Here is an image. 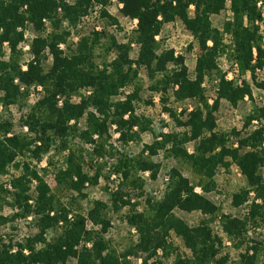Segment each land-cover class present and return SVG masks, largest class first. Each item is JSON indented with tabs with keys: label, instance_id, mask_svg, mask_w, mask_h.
<instances>
[{
	"label": "trees",
	"instance_id": "trees-1",
	"mask_svg": "<svg viewBox=\"0 0 264 264\" xmlns=\"http://www.w3.org/2000/svg\"><path fill=\"white\" fill-rule=\"evenodd\" d=\"M109 2L110 0H76L71 4L66 0H0V107L4 112L11 107L23 110L31 89L43 88V98L30 114L21 118L25 122L21 127H28L42 141L41 147L31 151L37 161L49 151L50 133L64 136L74 134L75 137L79 134L86 143L95 146L92 152L84 149L70 151L68 169L57 178V189L73 191L78 200H83L88 199L84 193L86 184L96 186L101 176L99 167L93 176L84 172L85 157L93 159L109 153L102 138L106 131V120L111 118L117 125L120 133L117 142L124 145L140 139L139 133L133 131L134 128H138L139 132L150 129L151 120L135 113V104L141 101L139 94L142 90L141 84L136 85L135 80L142 68L147 71L150 80L155 82L151 90L160 93L162 101H168L170 90L177 102L195 101L196 107L192 111H182L180 115L173 109H164L175 124L183 129L182 132H161V140L144 146L139 155L121 154L118 157L114 172L122 177V188L127 192H118L111 197V202L117 211L130 207V215L126 218L130 226L136 229L139 240L135 249L132 248L128 254H146L145 264L148 259H155V264H161L157 260L159 250L166 258L173 256L172 264H230L229 254L223 253V239L214 232L211 224L219 218L222 231L228 239L237 241L238 248L242 247L246 245V236L253 226L257 228L264 223V206L252 203L244 220L231 218L221 214L219 207L195 189L199 187L205 193L214 191L218 172L235 165L246 177L248 188L235 194L232 204L235 207L242 206L250 191H255L259 198L264 196V179L261 173L264 166V126L236 141L229 140L226 134L216 132L217 123L213 113L217 111L219 101L224 100L236 106L246 96H251V87L245 82L236 86L234 81H228L222 76L218 84V98L210 106L202 82L219 68L218 60L225 52L222 43L224 34H230L233 38L231 43L235 45L241 70L250 71L255 82L256 70L264 68L263 36L261 37L259 27L255 25L261 19L257 4H264V0H231L233 19L225 24L223 32L213 27L211 17L224 10L227 0H119L122 15L138 22L134 36L128 43L138 44V59L134 63L128 61L126 51L130 49L129 45L113 42L106 48V52L109 54L115 49L117 58L104 61L100 68L95 52L103 37L101 33L94 32L92 37L83 38L75 49L67 45V39L71 30L95 7H101L103 19L117 23L107 11ZM177 20L192 33L201 50L194 80L186 73L185 58L176 56L173 49H162L160 40L157 39L165 24ZM46 21L49 22V27ZM28 26L47 32L45 36L33 39L30 44L32 58L26 63L22 44L25 42ZM62 45H66L65 50L61 48ZM49 58L52 63L47 65L45 62ZM169 64H172V68H169ZM127 65L128 69H125ZM21 85L25 88L22 89ZM130 85L134 86L133 91L125 99L113 100L121 89ZM87 86L92 88L91 95L80 96L79 103L69 102L74 95L79 94L80 88ZM256 86L264 89V82L256 83ZM58 97H65L63 107L58 106ZM89 108L97 109L104 117V122L98 121L96 115L91 113L89 129L81 131L78 129L80 120ZM261 114L264 118V109ZM185 115L186 120L183 119ZM125 116L128 118L125 119ZM3 117L5 114L0 115V199L7 194L3 176L9 172L19 155L27 156L32 144L14 133L12 121L3 120ZM71 121L74 122L73 125H69ZM251 121L249 119L246 126ZM161 124L163 127L167 126L164 121ZM94 135H99L97 141L94 140ZM192 142L195 146L190 154L186 145ZM235 144L237 147H234ZM147 151L150 154L164 151L169 158L186 162L198 181L192 184L179 169L172 167L167 193L161 201L154 200L153 203L152 197H148L150 210L145 214L139 213L132 203L130 187L139 188L134 178L136 172L159 168V165L151 163L145 157ZM15 165L21 174L12 180V186L16 192L15 204L22 210L16 216L25 217L32 212L40 215L37 220L40 233L24 244H18L15 253H10L6 245L0 247V264H68L70 258H77L78 264H129L126 256L121 259L115 250L110 249L103 236L95 235L94 231H85L87 219L94 224H101L104 232L108 230L107 204L92 202L86 219L77 215L70 223L67 219L68 211L59 206L55 196L49 195V188L39 173L32 170L27 162ZM33 181H38L39 193L35 211L29 205L31 199L27 194L29 184ZM78 200L73 199L72 203H78ZM176 211L201 212L207 219L191 227L176 215ZM51 213L54 214L51 216ZM7 221L0 217V225ZM60 222L66 224L63 233L52 243L36 249V244L44 241L47 230ZM172 234L181 238L186 251L184 255L179 253ZM82 239H85V243L92 242V248L77 250ZM260 252L264 253L262 243L253 242L252 247L240 255L239 264H256Z\"/></svg>",
	"mask_w": 264,
	"mask_h": 264
},
{
	"label": "rangeland",
	"instance_id": "rangeland-1",
	"mask_svg": "<svg viewBox=\"0 0 264 264\" xmlns=\"http://www.w3.org/2000/svg\"><path fill=\"white\" fill-rule=\"evenodd\" d=\"M73 4L76 0H66ZM101 7H95L85 15L80 22L71 30V34L67 39V45L72 49H75L79 42L86 37H92L94 32L101 33L103 35L100 45L96 48L95 58L100 68L103 67L104 61H111L117 58V51L113 49L109 54L106 52V48L110 47L113 42L118 45H129L130 39L134 36V31L137 28V21L127 18L122 15V5L119 0H110L107 7V11L111 18L115 19L117 23H114L110 19H103L100 14ZM193 12V7H191ZM257 12L260 13L261 19H258L255 23L259 27V34L263 36L264 43V4L258 2ZM233 13L231 11V0H227L224 10L219 15L211 17L212 25L214 28L223 32L226 23L232 21ZM245 24L247 21L245 20ZM47 27L49 22L46 21ZM47 31L36 29L34 26H28L25 32V42L22 44L24 51V58L26 63L31 60L30 44L33 39L46 35ZM160 40L162 49H173L176 56H183L185 58V69L188 77L192 80L196 78V63L197 59L201 55L199 43L196 38L188 31L184 25L179 21L165 24L163 26L162 34L157 38ZM222 43L225 52L218 60V70L209 76H206L202 82V88L204 94L207 97V101L212 106L218 98V84L221 77L228 81H234L236 86H241L244 82L251 87V96H246L244 100L238 102L236 106L231 105L227 101L220 100L218 109L214 112V117L217 123L216 132L226 134L229 140L236 141L248 137L250 134L259 130L264 126V118L262 117L261 110L264 109V89L256 86V83L264 82V68L257 69L255 73V82L253 74L250 71H242L240 64L237 60L235 53V45L232 44L233 38L230 34H224ZM211 45V43H210ZM62 49H66V45L61 46ZM129 50L126 51L127 60L134 63L138 59L139 46L133 42L129 45ZM254 56L256 51L254 50ZM47 65L52 63L49 58ZM125 66V69H128ZM135 67V65H133ZM169 68H172V64H169ZM26 67L24 68V70ZM141 84L142 90L139 94L141 101L135 104V113L138 116H145L151 120L150 129L145 132H139L138 128H134L133 131L139 133L140 139L129 145H124L117 142L120 133L117 130V125L109 118L106 120V131L103 133V140L105 149L111 153V155L105 154L103 156H95L93 159L85 157L84 159V172L93 176L95 171L99 167L101 169V176L96 186H89L86 184L84 193L87 194L88 199L78 200L77 194L73 191L57 189V178L62 172L68 169V156L70 151L75 149H84L85 151L92 152L94 149L93 144L86 143L81 139L80 135L74 136L69 134L67 136L61 134L50 133V146L49 151L43 155L40 161H37L32 156L31 151H34L36 147L42 146V141L36 136L34 132L29 130L28 127H21L22 117H26L31 113V110L35 107L37 102L43 98L44 90L42 87H38L37 90L31 89V93L28 97L27 104L23 110L18 107H11L10 110L4 112L0 107V115L5 114L3 120L9 119L13 123L14 133L24 137L27 141H31L30 152L27 156L19 155L9 168V172L3 176L4 189L7 194L3 195L0 199V217L7 219L8 221L0 225V247L6 245L10 249V253L17 251L18 244H24L26 241L36 237L40 230L38 228L37 220L41 217L34 212L25 217H17L21 213V209L15 204L14 194L16 193L12 180L20 176V172L15 168V164H23L27 162L32 170H36L45 184L48 186L49 195H53L58 199L59 206L68 211L67 219L72 223L77 215H82L84 218L91 207L92 202L101 201L107 204V218L109 220V228L106 232L103 231L101 224H94L91 220H86L85 231H94L95 235L103 236L109 243L108 246L111 250H115L120 256L124 258L129 264H145L146 254L138 252L137 255L128 254V251L135 249V245L138 243V233L135 228L131 227L127 221V216L130 215V207L116 210L111 202V197L115 196L118 192H127L123 190L122 177L114 172V165L117 163L118 157L121 154H127L129 156L139 155L144 146L152 145L155 141L161 140V132L165 134L180 133L183 131L179 128L170 116L164 111L167 107L173 109L177 115H180L182 111L190 112L196 107V102L193 100H185L177 102L175 101L173 91L170 90L168 95V101H162V95L151 90V87L155 82L150 80L147 71L142 68L140 70L138 78L135 80V84ZM20 84V81H17ZM22 89L25 88L21 85ZM134 86L130 85L120 90L119 95L113 99L114 101L125 99V97L133 91ZM92 93V88L83 87L80 88L79 94H76L69 100L70 103H79L80 96H89ZM65 97H58V106L63 107ZM94 114L97 120L104 122V117L98 113L97 109L89 108L84 117L80 120L78 129L83 131L89 129L90 114ZM128 116H125L127 119ZM186 120V115L183 117ZM249 119L252 121L246 126ZM164 121L167 126H162ZM73 121L69 125H73ZM105 128V127H103ZM233 132H236L234 134ZM239 134V135H237ZM37 137V139H36ZM94 140L99 139V135L93 136ZM236 143V142H235ZM195 144L189 143L186 145L187 151L192 154ZM237 147V144L234 145ZM116 155V156H115ZM145 157L151 162L159 165L156 170L139 171L134 174L139 188L134 189L130 187V193L132 194V203L136 205V210L139 213H148L149 204L148 197H152V202L161 201L167 193V183L169 179V172L172 167H176L182 173V175L195 184L198 181L197 176L193 173L190 166L186 162L180 160H174L169 158L164 151H159L156 154H150V151L145 153ZM261 173L264 179V166L261 168ZM217 187L210 193H205L201 188L197 187L195 191L207 199L212 201L217 207L220 208L221 214L229 216L231 218L244 220L248 212L251 209L252 203H256L264 206V196L258 197L255 191H250L247 201L239 207H235L232 204L233 196L238 193H242L248 188V182L239 168L232 165L228 169L222 168L216 176ZM141 188V189H140ZM28 196L31 201L29 205L33 211L36 210V203L38 201V181H33L29 184ZM152 195V196H151ZM155 199H154V198ZM73 199H77L78 203H72ZM125 199V198H124ZM57 206V208H59ZM56 212V211H55ZM187 225L193 227L199 225L200 222L206 220L201 212L184 213L180 211L175 212ZM54 213H51V216ZM86 219V218H85ZM66 224L60 222L56 227L50 228L45 234L44 241L36 244V249L43 248L47 243H52L56 237L63 233ZM213 230L217 235L223 239V253H228L230 257V264H239L240 255L246 252V249L252 247L253 242L262 243L264 247V223L250 230L246 236V245L238 248L237 241H231L227 235L222 231V224L218 218L211 224ZM172 240L177 248L180 250V254L186 253L181 238L172 234ZM82 239L77 246V250H81L83 247L91 249L92 242H84ZM237 242V243H236ZM38 247V248H37ZM26 254L28 252L25 251ZM173 256L164 257L162 251H158L157 260L161 264H172ZM256 264L264 263V253L260 252V256L257 258ZM68 264H78L77 258H70ZM146 264H155V259H148Z\"/></svg>",
	"mask_w": 264,
	"mask_h": 264
}]
</instances>
